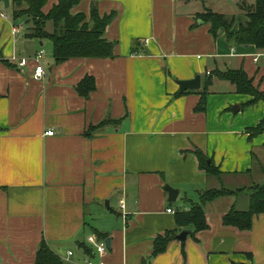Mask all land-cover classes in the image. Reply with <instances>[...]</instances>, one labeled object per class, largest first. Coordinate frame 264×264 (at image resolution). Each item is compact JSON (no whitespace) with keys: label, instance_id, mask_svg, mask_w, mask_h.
Segmentation results:
<instances>
[{"label":"crops","instance_id":"0c3cea01","mask_svg":"<svg viewBox=\"0 0 264 264\" xmlns=\"http://www.w3.org/2000/svg\"><path fill=\"white\" fill-rule=\"evenodd\" d=\"M192 1L82 0L73 12L89 14L93 3L101 15L116 11L105 32L115 55L56 63L52 42L31 37L0 0V264H37L43 241L64 264H144L158 235L186 229L178 210L207 189H232L228 183L245 189L207 203L209 227L189 228L185 242L173 240L148 264H264V213L247 231L223 223L232 208L249 207L248 187L264 182V132H248L263 120L264 101L247 105L252 95L216 75L243 69L264 91V56L255 60L261 49L231 42L224 30L215 37ZM228 1L236 6L230 14L227 0H197L235 18L237 28L252 2ZM58 2L48 0L44 11ZM40 50L46 76L38 80ZM197 75L201 88L181 92L177 81ZM86 76L96 81L89 96L78 90ZM209 78L207 108L197 111ZM197 148L221 175L199 168ZM166 184L179 189L176 201ZM96 230L111 240L104 254L96 243L107 239Z\"/></svg>","mask_w":264,"mask_h":264},{"label":"trees","instance_id":"16d2710c","mask_svg":"<svg viewBox=\"0 0 264 264\" xmlns=\"http://www.w3.org/2000/svg\"><path fill=\"white\" fill-rule=\"evenodd\" d=\"M82 0H59L49 12L44 11L48 0H13L16 5L14 11L15 17H26L30 36L43 39H49L53 45V53L56 63H62L75 57H113L116 42L109 41L105 37L108 26L116 18V11L101 15L97 3H93L89 14L85 12H73L74 8ZM246 20H241L236 27L235 18L228 15L206 9L198 13L197 18L203 23L211 25L210 31L216 37L219 30H224L227 39L235 44L248 46L253 45L258 49L264 48V0H255L252 4H247ZM51 26V29H49ZM218 77L228 80L236 85L237 91L243 94H250L253 99L247 105L255 104L258 101H264V93L259 92L253 84V80L243 69H230L216 74ZM212 78L204 84L200 90L201 100L197 106V111H205L207 108L208 88ZM96 81L92 76H86L78 85L81 94L89 96L91 91L95 90ZM111 120V119H110ZM121 119H114L113 122H119ZM111 121H103L99 125L91 126L92 132ZM88 131V135H93ZM249 138L258 136L264 132V118L254 127L248 129ZM195 153L199 159V168L205 171L207 175H221L222 172L212 158L197 148ZM245 188L230 189L222 186L219 188H210L203 191L200 195V201L193 203L189 210H178L176 212V221L179 226L191 228L195 232L209 227L205 205L220 197L234 195L242 192ZM250 191V204L247 209L240 210L232 208L223 216V223L227 226H233L240 230H250L256 215L264 213V182L253 183L248 187ZM100 239H107L108 233L96 230ZM177 230H168L164 234L158 235L154 240V251L149 259L144 260L148 264L151 258L165 252L169 244L177 239ZM194 235V233H193ZM84 249L91 254V250L84 245ZM186 257V253H185ZM37 264H64V261L56 255L47 242H42L37 252Z\"/></svg>","mask_w":264,"mask_h":264},{"label":"water","instance_id":"95a60500","mask_svg":"<svg viewBox=\"0 0 264 264\" xmlns=\"http://www.w3.org/2000/svg\"><path fill=\"white\" fill-rule=\"evenodd\" d=\"M5 3V6L8 7L10 1L9 0H3ZM201 23V21L199 22ZM180 85V91L184 92L186 90H197L201 88V76L197 75L195 78L190 80H178L177 81ZM164 189L169 193V200L170 201H176L179 196V189L172 187L169 184H166ZM106 205H109V200L106 201ZM192 233V230L189 228L183 229L181 233L177 235V239H179L182 242H185L188 235ZM107 247L110 248L111 246V240L107 239L106 241Z\"/></svg>","mask_w":264,"mask_h":264},{"label":"built area","instance_id":"2783aa9c","mask_svg":"<svg viewBox=\"0 0 264 264\" xmlns=\"http://www.w3.org/2000/svg\"><path fill=\"white\" fill-rule=\"evenodd\" d=\"M4 15L5 14H3V16ZM43 54H44V50H40L35 55V58H34V60L36 62L35 67H34V77H35V79H38V80H41L46 76V70H45V67L41 61ZM259 56H264V48L261 49V52L255 57V60H258ZM27 62H28V60L24 58V59H20L19 64L23 66V65H26ZM46 134L47 135H53V134H55V130H52V129L48 130V131H46ZM124 206L125 205L122 204V207H124ZM169 211H172V209L170 208ZM96 248L100 253L104 254L107 251L106 241L103 240V241L96 243ZM70 254H71V252H70ZM87 264H105V263L102 261L101 262H95L94 260L89 259L87 261Z\"/></svg>","mask_w":264,"mask_h":264},{"label":"rangeland","instance_id":"374dc122","mask_svg":"<svg viewBox=\"0 0 264 264\" xmlns=\"http://www.w3.org/2000/svg\"><path fill=\"white\" fill-rule=\"evenodd\" d=\"M248 2H255V0H247ZM209 4H211V2L210 1H207ZM192 3L193 4H195V5H193V4H191L192 6L191 7H193V8H197L199 11H205L206 10V7H204V5L205 6H209L207 3H204V2H197V0H194V1H192ZM225 3V2H224ZM210 6H212V7H214V5H210ZM224 6H226V8L227 9H224L226 12H228V14H230L231 12H235V10H236V6H235V3L234 2H230V1H228L227 0V2L225 3V5ZM3 8H4V10H6V12L10 15V16H13V14H14V11H15V9H16V5H15V3L14 2H12V4L10 5V7H8V8H6L5 7V4L3 3ZM215 10H219L218 9V7L216 6L215 8H214ZM231 10V11H230ZM238 16V15H237ZM243 17H244V15H242ZM20 19H21V21H23V23H25V24H27V20H28V18H26V17H19ZM239 20H240V18H238ZM242 19V18H241ZM255 87H257V86H255ZM257 89L259 90V92H261V93H264V91H262L259 87H257ZM226 186H229V187H231L232 189L233 188H236V184H234V183H228ZM243 199H245V194H243L242 196H241V200H240V203H239V207H240V205L243 203ZM245 201V200H244ZM177 205H179L180 206V202L179 201H177ZM112 206H114V205H112ZM115 208H118V206L117 205H115L114 206Z\"/></svg>","mask_w":264,"mask_h":264}]
</instances>
